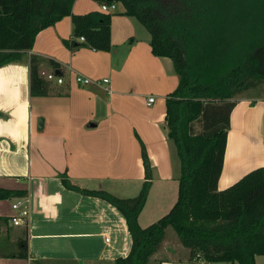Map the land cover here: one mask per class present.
Listing matches in <instances>:
<instances>
[{
    "label": "crops",
    "instance_id": "1",
    "mask_svg": "<svg viewBox=\"0 0 264 264\" xmlns=\"http://www.w3.org/2000/svg\"><path fill=\"white\" fill-rule=\"evenodd\" d=\"M98 4L74 0L71 12H102ZM122 11L117 2L113 12H105L112 13L107 51L66 45L71 22L64 16L36 33L18 60L0 66V187L24 190L28 206L27 218L17 225L10 220L15 213L0 208L7 218L0 239L15 244L24 238L27 249L25 258L1 252L0 264H115L128 253L122 215L101 199L65 188L63 175L79 188L131 197L145 178V156L150 187L138 225L157 220L176 199L179 163L167 137L164 98L177 76L169 58L150 52L142 25ZM30 56L39 59L38 72H58L62 83L42 78L47 93L30 95ZM75 74L91 82L76 84ZM102 78H108V92L93 82ZM148 97L153 101L147 105ZM232 100L218 190L264 166V99ZM168 227L146 264H205Z\"/></svg>",
    "mask_w": 264,
    "mask_h": 264
},
{
    "label": "trees",
    "instance_id": "2",
    "mask_svg": "<svg viewBox=\"0 0 264 264\" xmlns=\"http://www.w3.org/2000/svg\"><path fill=\"white\" fill-rule=\"evenodd\" d=\"M73 1L0 0V66L18 60L31 48L36 33L64 16L71 22L66 45L107 51L112 13L74 14ZM96 1L120 3L122 14L136 18L147 31L150 52L172 63L177 84L164 98V118L179 163L177 194L164 215L145 227L138 225L150 187L145 156V178L134 196L79 188L64 175L63 186L101 199L122 215L130 247L115 264H146L167 226L191 256L197 253L205 262L255 264V257L264 255V166L249 170L221 190L217 180L232 99L238 92L260 87L264 93V0ZM39 62L35 56L28 61L32 96L47 93V83L38 74ZM255 97L264 99V94ZM24 195V190L0 187V200ZM0 223L6 224L7 218L0 216ZM15 245L5 255L25 258V239Z\"/></svg>",
    "mask_w": 264,
    "mask_h": 264
},
{
    "label": "built area",
    "instance_id": "3",
    "mask_svg": "<svg viewBox=\"0 0 264 264\" xmlns=\"http://www.w3.org/2000/svg\"><path fill=\"white\" fill-rule=\"evenodd\" d=\"M99 9L102 12H113L116 9V3L115 2H110V3L100 2ZM78 40L83 41V38L79 37ZM38 74L44 80L54 81L56 84H61L63 81L59 73H55L54 71H49V72L39 71ZM73 79L76 84H88L91 82L89 78L81 76L79 74H75ZM93 82L97 85L103 86L105 91L108 92V88L106 87V84L108 83V78H102L100 81H93ZM152 101H153V97H148L146 100V104L148 105ZM26 203L27 201L25 197L13 198V201L10 204L11 210L15 213V215L10 217L12 224L17 225L21 221L27 218L28 206ZM104 240L107 241L108 238L105 237ZM195 256L198 257L199 255L196 253Z\"/></svg>",
    "mask_w": 264,
    "mask_h": 264
},
{
    "label": "rangeland",
    "instance_id": "4",
    "mask_svg": "<svg viewBox=\"0 0 264 264\" xmlns=\"http://www.w3.org/2000/svg\"><path fill=\"white\" fill-rule=\"evenodd\" d=\"M98 8H99V4H98ZM138 24H139V26H141L140 23H138ZM141 28L143 30H145L142 26H141ZM263 94L264 93L262 92L261 87H260L255 92L254 91H250V90L238 92L235 95V97H240V96H244V95H250V96H254L255 97L257 95H259V96L262 95L263 96ZM197 130H199V125L197 123H195L194 124V131H197ZM12 201H13L12 198L11 199L10 198L9 199L6 198V199L0 200V208H2V207L6 208L7 207V208L11 209L10 208V204H11ZM170 232H171V234H174L173 229L171 227H168V232L167 233H170ZM16 245L14 243L11 244V243L6 242L5 240L0 239V253L1 252L9 253L10 251H13V250L16 249ZM259 258L261 259V262L258 263V264H264V255H261ZM205 264H239V263H237V262H225V261H213V262H205Z\"/></svg>",
    "mask_w": 264,
    "mask_h": 264
},
{
    "label": "water",
    "instance_id": "5",
    "mask_svg": "<svg viewBox=\"0 0 264 264\" xmlns=\"http://www.w3.org/2000/svg\"><path fill=\"white\" fill-rule=\"evenodd\" d=\"M106 1H112V0H106ZM55 73H58V72H55Z\"/></svg>",
    "mask_w": 264,
    "mask_h": 264
}]
</instances>
